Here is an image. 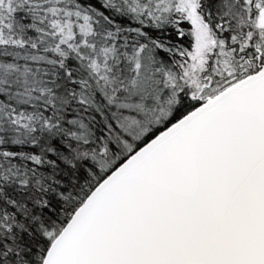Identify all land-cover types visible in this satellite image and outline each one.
Wrapping results in <instances>:
<instances>
[{
	"label": "snow or ice",
	"instance_id": "1",
	"mask_svg": "<svg viewBox=\"0 0 264 264\" xmlns=\"http://www.w3.org/2000/svg\"><path fill=\"white\" fill-rule=\"evenodd\" d=\"M0 264H264V0H0Z\"/></svg>",
	"mask_w": 264,
	"mask_h": 264
}]
</instances>
